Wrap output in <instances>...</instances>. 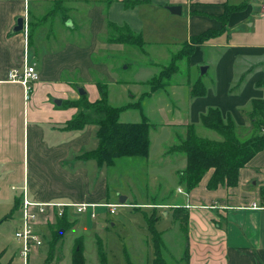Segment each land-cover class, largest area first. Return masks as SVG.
I'll list each match as a JSON object with an SVG mask.
<instances>
[{"label":"crops","instance_id":"0c3cea01","mask_svg":"<svg viewBox=\"0 0 264 264\" xmlns=\"http://www.w3.org/2000/svg\"><path fill=\"white\" fill-rule=\"evenodd\" d=\"M126 1L113 0L107 8L103 5L99 31L104 34V41L107 43V18L115 25H127L146 43L152 42L144 29L141 13L143 17L153 13L154 19L160 16L169 25L165 44L176 43V52L191 37L222 28L219 18L226 8L241 6L228 16L224 32L196 46L187 59L193 67L207 68L205 76L200 75L197 80L205 92L193 97L192 88H186L185 92L173 91L174 103L166 106L184 110L185 118L166 119L164 126L165 129L179 128L185 134L186 126H199L201 115L212 108L218 109L223 117L232 118L239 139L244 132L249 135L241 140L250 138L253 134L251 102L264 100L263 0H149L133 9L125 8ZM42 2L34 1L36 7ZM29 3L30 0H0V226L13 223L14 229L20 213L19 209L13 212V207L15 200L20 203L24 182L33 202L111 204L106 191V166L99 167L93 159L82 158L97 146V127L66 129L65 124L77 110L63 107L64 102L81 97L78 89L84 90L90 103L99 99L96 83L93 85L90 80L91 52L97 44L93 49L95 41L91 46L69 42L53 53H46V46H33L31 36L28 37L32 24ZM169 6H179L181 14H170L166 9ZM17 18H24L26 30L13 34ZM74 28L73 25L69 30ZM114 45L117 44L102 46L110 49ZM24 57L39 75L38 82L31 84L27 103L23 86L7 82L11 70L22 69ZM109 100L108 96V103ZM210 176L211 172L207 173L192 191L179 195L181 203L176 205L181 212L175 213L174 205L165 203V208L171 209L169 213L178 226V233L185 234V250L179 261L183 264H264V210L243 209L252 203L264 202V150L239 170L233 187L208 189ZM169 213L166 211L165 216ZM180 215H185L184 221ZM77 217L73 214L68 219L77 220ZM54 219L51 214L40 216L38 225L53 223ZM86 219L90 218L86 216Z\"/></svg>","mask_w":264,"mask_h":264},{"label":"rangeland","instance_id":"374dc122","mask_svg":"<svg viewBox=\"0 0 264 264\" xmlns=\"http://www.w3.org/2000/svg\"><path fill=\"white\" fill-rule=\"evenodd\" d=\"M34 1L30 0L29 3L32 19L30 43L40 48L46 46V53H53L69 42L91 46L95 41L91 47L94 49L97 44V48L91 52V84H106L109 103L113 106L135 102L142 94L149 93L147 82L167 67L171 56L176 53V43L165 44L169 25L160 16L154 19L153 13L144 17L141 13L147 36L153 39L151 44L142 38L145 42L143 47L117 44L108 49L102 46L107 43L103 39L104 34L99 31L105 0H64L63 9L55 15L50 14L53 0H43L38 7ZM151 9L153 12L154 9ZM64 19L75 26L74 30H69ZM177 66L178 71L171 77L170 86L145 97L142 102L150 124V156L122 158L116 160L114 166L106 167V191L110 203L119 204V198L125 197L126 205L135 203L138 206L117 208L114 214L99 209L94 220L86 219L85 214L79 215L77 220L70 221L69 226L62 225L65 231L60 238H54L56 233L49 230L52 223L37 225L43 244L31 259V264H71L77 248L81 249L85 264H152L154 248L145 217L153 214L156 218L154 227L162 232L164 261L166 264H183L179 258L185 250V234L178 233V226L169 213L171 209L165 208V203H181L179 195L182 196L184 190L178 179L185 168L186 158L179 146L185 135L179 128L165 129L164 125L166 119H183L185 115L184 110L166 105L174 103L171 97L173 91L178 89L185 92L186 88L193 87L200 79L203 66L193 67L185 59ZM205 81L203 78L202 82ZM119 121L139 123L141 117L137 110H127L121 113ZM195 131L199 137L218 139L215 133L200 125ZM248 135L244 132L241 139ZM152 203L164 205L153 207ZM156 207L158 209H154ZM166 211L169 216H165ZM14 231L13 223H2L0 226V264L19 263ZM101 245L104 262L98 258V247Z\"/></svg>","mask_w":264,"mask_h":264},{"label":"trees","instance_id":"16d2710c","mask_svg":"<svg viewBox=\"0 0 264 264\" xmlns=\"http://www.w3.org/2000/svg\"><path fill=\"white\" fill-rule=\"evenodd\" d=\"M113 0H105L106 8ZM149 0H128L126 9H133L139 5L147 4ZM64 0H54L50 14L55 15L63 9ZM244 6V5H243ZM241 6L229 7L219 18L222 28L219 30H207L191 37L189 43H184L181 48L171 56L170 64L161 69L156 77L150 79L147 84L149 93L142 94L135 102L113 107L108 103V89L104 83H96L99 99L93 103L87 100L86 95L78 100L64 102L63 107L74 108L76 115L65 124L69 130H82L86 126L97 127V146L94 150L83 154L82 158H90L97 162L99 167H112L115 161L122 158L141 157L148 158L150 150L149 130L150 124L144 114L142 102L145 97L167 88L171 84V77L178 71L177 63L187 60L194 52L196 46L217 37L225 31L224 25L228 16L240 9ZM106 14V12H105ZM68 19H64L67 22ZM107 43L143 47L145 45L140 34L132 32L127 25L118 26L110 21H105ZM31 33L28 37L30 38ZM260 86V85H259ZM205 90L200 82H196L191 90L193 97L202 96ZM137 110L141 115L139 123H122L119 115L126 110ZM250 120L254 133L250 138L241 140L236 134V125L230 116L223 117L218 109H208L200 117V126L212 131L218 137L216 140L205 139L196 134L193 125L186 126L185 137L180 144V151L185 154L186 165L179 174L178 183L183 186L185 193L192 191L201 182L203 177L211 172L207 188L214 190L219 186L233 187L237 184L238 173L259 152L264 150V100L257 99L251 102ZM137 206L138 204H131ZM153 207L157 203L151 204ZM20 208L19 200H15L13 212ZM176 213L180 209L173 206ZM181 216V215H180ZM69 212L63 211L61 217H55L49 224V230H53L54 238H60L59 230L65 231L62 226H69L72 222L68 219ZM147 219L148 231L152 236L154 258L152 264H166L162 256L163 240L161 233L156 231L154 214ZM182 221L185 215L180 217ZM98 258L104 262L103 246L98 247ZM71 264H85L81 249H75Z\"/></svg>","mask_w":264,"mask_h":264},{"label":"built area","instance_id":"2783aa9c","mask_svg":"<svg viewBox=\"0 0 264 264\" xmlns=\"http://www.w3.org/2000/svg\"><path fill=\"white\" fill-rule=\"evenodd\" d=\"M264 10V0L262 2ZM26 30V25H25ZM39 75L24 57L22 69H13L8 73L7 82L18 83L24 88V101L27 103L31 95V84L38 82ZM16 191V188H12ZM180 191V190H179ZM182 193V192H181ZM126 204H58V203H39L29 199L26 183L24 182L21 188L20 197V220L17 228L14 231V239L18 243V264H31V259L37 254V251L42 247V235L36 230L38 218L40 216H48L51 214L54 218L61 217L64 210L71 214L86 215L91 220L96 219L97 209H106L109 214H114L117 208L128 207ZM190 208L191 206H186ZM72 209L73 212L70 210ZM249 210H264V202L262 204L252 203L249 207L243 208Z\"/></svg>","mask_w":264,"mask_h":264},{"label":"water","instance_id":"95a60500","mask_svg":"<svg viewBox=\"0 0 264 264\" xmlns=\"http://www.w3.org/2000/svg\"><path fill=\"white\" fill-rule=\"evenodd\" d=\"M166 9L172 15H180L181 14V8L179 6H169ZM67 27L68 28H72L73 27V25L71 24V22H67ZM23 31H25V20H24V18H17L16 19L15 26L12 29L11 33L17 34V33L23 32ZM206 69H207L206 67H202L201 68V70H200L201 75L205 74ZM78 93L81 96L85 95V92L82 89H78ZM55 104L59 105L60 102L59 101H55ZM126 200L127 199L125 197H120L119 198V203L120 204H125ZM62 234H63V230H59L58 235L59 236H62Z\"/></svg>","mask_w":264,"mask_h":264}]
</instances>
